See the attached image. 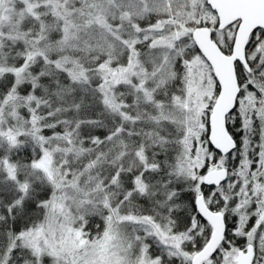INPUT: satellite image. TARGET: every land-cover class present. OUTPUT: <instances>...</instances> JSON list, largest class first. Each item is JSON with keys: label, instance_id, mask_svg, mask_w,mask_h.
<instances>
[{"label": "trees", "instance_id": "1", "mask_svg": "<svg viewBox=\"0 0 264 264\" xmlns=\"http://www.w3.org/2000/svg\"><path fill=\"white\" fill-rule=\"evenodd\" d=\"M100 1L107 0H71L85 8L93 2L104 5ZM203 1L208 12L216 15ZM31 2L34 7L24 9L14 30L16 37H3L0 46V264H60L47 251L38 254L24 236L44 220L57 189L37 165L45 150H51L52 164L65 175L64 182L77 180L78 188L72 191L83 201L73 207L72 218L79 221L81 231L94 224L100 236L111 214L126 264H139L141 259L191 264L181 250L198 252L212 233L198 213V194L223 213L226 228L219 248L246 247L251 242L245 234L251 228V215L264 209V115H252L248 124L236 114V106L226 124L237 146L231 153H220L208 142L210 103L202 140L213 158L199 170L183 169L194 159L177 102L188 60L200 51L191 32L170 49L151 46L162 36L151 28L161 20L159 13L167 14L164 6L181 7L184 0H114L99 14L109 20L120 16L121 32L75 15L79 26L68 39L63 38L62 19L54 16L50 4ZM201 22L211 27L220 49L230 53L239 21L223 29L215 18ZM132 42L138 73L130 83L115 84L117 107L113 108L104 96L102 66L123 63ZM263 52L264 29L259 28L247 42L246 63L235 62L239 96L248 95L262 110ZM58 58L71 59L73 71L59 66ZM5 121L16 131L13 138L3 132ZM220 157L229 171L227 179L214 186L203 184L207 163L214 166ZM136 216L167 235H182L180 248L164 243L141 220L131 219ZM259 223L264 226V218ZM263 233L255 232L257 253L264 244Z\"/></svg>", "mask_w": 264, "mask_h": 264}, {"label": "rangeland", "instance_id": "2", "mask_svg": "<svg viewBox=\"0 0 264 264\" xmlns=\"http://www.w3.org/2000/svg\"><path fill=\"white\" fill-rule=\"evenodd\" d=\"M45 1L52 7L54 16L62 19L61 26L64 34L62 36L64 39L75 35L78 29L79 25L75 22V15L83 20L86 19V23L96 21L100 25H105L108 30L116 34L118 31L121 32L122 21L119 20L120 16L116 18L112 16V19L109 20L106 19V16L104 17L99 14L106 4L105 9L108 8L109 4H115L113 3L114 0L100 1L104 5H96L93 2L90 7L88 4L86 8L80 6L79 3L78 5L72 4L71 0ZM180 6L166 5L164 6V11L167 14H158L161 20L152 26L151 31L155 29L162 36L155 38L151 46H159L165 50L170 49L180 37L186 35L188 32H191L192 35L193 29L201 26V20L205 21V18L209 17L217 19L216 15H212L205 8L203 0H184ZM33 7L34 3L31 0H0V46L3 37L12 39L16 37L14 30L18 27L24 9L31 11ZM128 17V13L125 14V18ZM135 29L141 31L137 24L135 25ZM135 47L133 42L129 45V56L123 63L117 62L112 66L106 63L102 66V88L105 93L104 96H106V100L113 108L117 107L113 95V87L115 84L120 82L130 83L138 73V59L134 53ZM262 56L264 58V52ZM57 63L59 66L67 67V70L70 72L73 71V66L75 65L71 59L67 60L66 58H58ZM185 71L184 89L177 103L180 106L181 112L179 113L187 130L186 138L188 140L191 137L192 141L190 154L193 155L194 163L190 164L189 160L182 166L183 169L190 173L191 169L199 170L206 161L210 162L211 158H213L211 151L207 149L206 143L202 140V133L205 127H207L206 119L204 118L207 114L206 111L210 108V103L214 104L219 91L217 92L216 89L217 80L214 77L213 69L201 53H196L192 59L188 60ZM238 97L236 114L241 116L244 122L251 124L250 119L252 115H254V118H257L260 114L264 115V110L261 109L262 105L260 103L250 99L251 97L246 96L244 93ZM5 122L6 125L2 128L5 129L3 132L9 138H13L16 136V131H14L13 127L10 128L8 126V121ZM51 154V150H45L37 161V165L56 182V193L51 201H49L47 215L44 220L37 224V226L24 232L27 244L32 246L38 254L42 251H47L49 254L54 255L58 258L60 264H126L120 237L113 230L114 226L111 214L107 223L100 230L102 231L100 236H96L97 233L94 231L96 228L94 224H89L86 227L85 233H83L79 221L76 222L72 218L73 207L77 208L82 203L83 197H80L79 194H75L72 191L78 188L75 177L71 183L63 181L65 180V175L61 174L53 166ZM209 162L207 163L206 171L209 170L208 168H221L225 166L223 157L218 158L214 162L216 163L214 166L210 165ZM63 183L68 184L65 185ZM116 214L120 219L121 216H118V212ZM263 218L264 209L258 215H251L252 230L250 228L245 233L248 237H251V241L256 236L254 234L255 230L253 229L258 228V230H262L261 228L264 227L259 226V222ZM131 219L136 221L141 220V222L149 225L151 228L150 232L155 233L164 243L171 245L172 248L177 250L180 248L181 241L184 238L182 235H167L161 229L157 228L156 225L151 224L148 220L140 218L139 216ZM244 223H246L245 220ZM236 231H241V228H237ZM261 247L258 253H256L259 261L255 264H264V244ZM181 251L186 257H190V260L194 256V253L190 254L189 252ZM238 251L239 248L235 249L232 246L228 247V249L219 248L215 256L209 257L203 264H239L236 259ZM139 264L153 263L146 261V259H141Z\"/></svg>", "mask_w": 264, "mask_h": 264}, {"label": "water", "instance_id": "3", "mask_svg": "<svg viewBox=\"0 0 264 264\" xmlns=\"http://www.w3.org/2000/svg\"><path fill=\"white\" fill-rule=\"evenodd\" d=\"M206 3L215 11L219 28L239 21L230 53L220 49L208 25L198 26L192 32L198 50L211 65L219 85V93L209 115L208 142L220 153H231L237 141L228 131L226 117L234 111L240 91L235 62L246 63L245 48L250 35L259 28L264 29V0H206ZM227 172V167L211 168L203 173V184L218 185L227 179ZM196 205L200 216L212 227L209 241L191 259V264H203L217 252L226 225L222 212L209 207L203 194L197 195ZM236 255L239 264H252V245L248 243L246 250H240Z\"/></svg>", "mask_w": 264, "mask_h": 264}, {"label": "flooded vegetation", "instance_id": "4", "mask_svg": "<svg viewBox=\"0 0 264 264\" xmlns=\"http://www.w3.org/2000/svg\"><path fill=\"white\" fill-rule=\"evenodd\" d=\"M263 231H264V228L262 227L261 228ZM251 230H252V228H251ZM253 230H255V232H256V230H258V228H255V229H253ZM255 232H254V234H255ZM253 239H256V238H253ZM250 244L252 245V247H253V260H252V264H255V259H256V257H257V252H256V245H255V243H254V240H252L251 242H250ZM247 245H248V243H247ZM247 245H246V247H244V248H240L239 249V251L240 250H246V248H247ZM218 250H219V247H218ZM218 250H217V252H218ZM238 251V252H239ZM216 252V253H217ZM195 254V253H194ZM214 256H215V254H214Z\"/></svg>", "mask_w": 264, "mask_h": 264}]
</instances>
